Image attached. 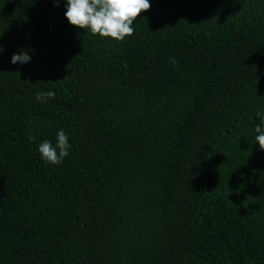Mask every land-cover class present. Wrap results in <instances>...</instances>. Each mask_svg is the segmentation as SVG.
<instances>
[{
  "label": "trees",
  "instance_id": "obj_1",
  "mask_svg": "<svg viewBox=\"0 0 264 264\" xmlns=\"http://www.w3.org/2000/svg\"><path fill=\"white\" fill-rule=\"evenodd\" d=\"M149 2L118 42L0 0V264H264V0Z\"/></svg>",
  "mask_w": 264,
  "mask_h": 264
},
{
  "label": "clouds",
  "instance_id": "obj_2",
  "mask_svg": "<svg viewBox=\"0 0 264 264\" xmlns=\"http://www.w3.org/2000/svg\"><path fill=\"white\" fill-rule=\"evenodd\" d=\"M57 4L59 0H54ZM151 8L149 0H66V12L64 13L68 23L74 27L88 30L93 35L102 38H112L118 42L134 35V22L142 12ZM0 45V53L3 52ZM31 57L27 51L21 50L14 53L11 63H28ZM171 62L176 65L173 58ZM55 97L54 91H40L36 93V99L47 102ZM260 123L255 126L256 142L264 151V114L257 113ZM56 144L44 140L39 144L38 151L41 159L53 165H59L69 155L71 147L68 134L60 129L56 134ZM34 139V138H31Z\"/></svg>",
  "mask_w": 264,
  "mask_h": 264
}]
</instances>
